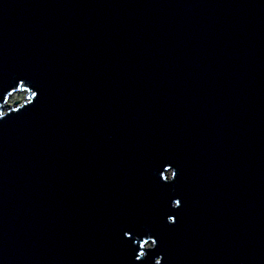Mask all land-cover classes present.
Listing matches in <instances>:
<instances>
[{"label":"water","instance_id":"95a60500","mask_svg":"<svg viewBox=\"0 0 264 264\" xmlns=\"http://www.w3.org/2000/svg\"><path fill=\"white\" fill-rule=\"evenodd\" d=\"M0 264H264V0H0Z\"/></svg>","mask_w":264,"mask_h":264},{"label":"rangeland","instance_id":"374dc122","mask_svg":"<svg viewBox=\"0 0 264 264\" xmlns=\"http://www.w3.org/2000/svg\"><path fill=\"white\" fill-rule=\"evenodd\" d=\"M25 91L26 90H21V91H17L15 90L14 93H12L11 95H9V97L7 98L6 102L9 104L10 107H15V105H18V104H21L23 102L26 101V98H25ZM27 92V91H26ZM18 93V94H17ZM25 99V100H24ZM17 100V102L15 104H13V102ZM12 104L14 106H12ZM5 110V109H4ZM170 171L167 172V176H170ZM149 244V243H148Z\"/></svg>","mask_w":264,"mask_h":264}]
</instances>
